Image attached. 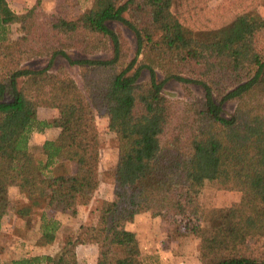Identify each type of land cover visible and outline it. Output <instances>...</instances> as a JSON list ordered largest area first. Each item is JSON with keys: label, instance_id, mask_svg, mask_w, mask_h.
Masks as SVG:
<instances>
[{"label": "trees", "instance_id": "16d2710c", "mask_svg": "<svg viewBox=\"0 0 264 264\" xmlns=\"http://www.w3.org/2000/svg\"><path fill=\"white\" fill-rule=\"evenodd\" d=\"M212 1L92 0L87 11L81 0H64L53 19L44 0L21 13L0 0V236L13 187L28 201L19 218L42 210L36 233L56 240L57 215L76 218L80 201L108 182L120 196L92 210L53 264H79L82 246H95L100 264H145L129 228L141 214L201 219L205 226L185 234L199 240L201 264H264V54L255 47L264 33L261 0L221 8ZM34 59L48 65L23 66ZM59 60L70 68L54 70ZM170 82L202 95L173 99L164 91ZM42 108L53 116L41 120ZM100 110L119 144L117 164L103 176ZM49 129L59 133L37 157L31 136ZM207 182L238 199L206 207ZM48 259L6 263L0 246V264Z\"/></svg>", "mask_w": 264, "mask_h": 264}, {"label": "rangeland", "instance_id": "374dc122", "mask_svg": "<svg viewBox=\"0 0 264 264\" xmlns=\"http://www.w3.org/2000/svg\"><path fill=\"white\" fill-rule=\"evenodd\" d=\"M234 0H213V8H221L225 3ZM11 7L16 12H24L35 4L36 0H9ZM64 0H44L43 8L47 15L57 18L61 14L59 6H62ZM69 0L66 2L68 5ZM81 5L89 11L92 6V0H81ZM178 11V6L175 7ZM259 14L264 18V0H261L258 8ZM112 27L122 30L124 36L132 45L135 40L126 28L119 24H113ZM15 34H20L18 28ZM256 50L264 54V33L256 39ZM74 58H87L79 52H74ZM48 65L47 59H34L23 64L24 67L31 69H41ZM61 67L70 68L65 60H59L54 65V70ZM71 73L77 75L76 68L70 69ZM146 74L143 76L145 79ZM165 93L179 100L191 99L190 94L201 96L202 91L199 88L190 86L185 89L176 82L167 83L164 89ZM191 91V92H190ZM190 92V93H189ZM234 106H229L228 112L231 113ZM53 111L41 109L39 117L41 120L50 119ZM97 125L100 131V140L102 147V176L106 171L115 168L118 160L119 144L115 134L108 129V116L105 110H100L97 117ZM59 130L49 129L45 133H33L30 139L31 151L40 157L42 154V145L48 139L57 137ZM122 189L108 182H103L96 196L92 199H83L78 207V216L73 218L68 214H58L57 218L62 227L58 238L54 240L51 237L39 236L36 231L40 224L42 210L36 209L28 218L20 219L17 210L27 204V199L19 194L18 189H11L12 205L3 225L0 236V246L2 249V259L8 263L12 260L22 259L27 255H46L49 257L48 264H53L54 258L59 254L63 247L70 240H74L78 227L84 223L92 221V210L102 201H113L122 193ZM238 199L235 193L225 192L219 189L215 182H207L202 194V201L206 207H228ZM205 226L201 219L195 216H186L179 220H163L161 216L154 217L151 214L141 216L136 223L138 239L143 252L145 264H201L200 261V242L193 235L188 234L197 226ZM157 257V258H156ZM79 264H100L98 252L95 246H82L78 248Z\"/></svg>", "mask_w": 264, "mask_h": 264}, {"label": "crops", "instance_id": "0c3cea01", "mask_svg": "<svg viewBox=\"0 0 264 264\" xmlns=\"http://www.w3.org/2000/svg\"><path fill=\"white\" fill-rule=\"evenodd\" d=\"M144 215H146V214H141V215H138L137 217H136V219H135V222H134V224L133 225H131L129 228L131 229V230H133L135 233L137 232V230H136V223H137V221H138V219H140V217L141 216H144ZM136 235H137V233H136ZM137 237H138V235H137ZM139 240V239H138ZM141 246V245H140ZM142 250V249H141ZM157 258V257H156Z\"/></svg>", "mask_w": 264, "mask_h": 264}]
</instances>
